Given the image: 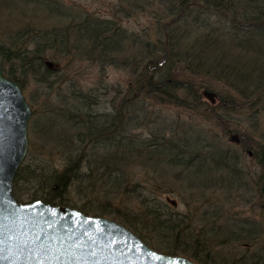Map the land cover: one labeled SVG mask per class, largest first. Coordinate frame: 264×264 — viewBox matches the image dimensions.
<instances>
[{"label": "trees", "instance_id": "16d2710c", "mask_svg": "<svg viewBox=\"0 0 264 264\" xmlns=\"http://www.w3.org/2000/svg\"><path fill=\"white\" fill-rule=\"evenodd\" d=\"M31 2L39 3L0 0V5L16 8L17 3ZM42 5L68 16L59 6ZM136 10L154 17L152 25L140 35L129 33L116 18L77 16L79 20L72 18L65 26L50 29L26 23L6 42H0L3 74L18 83L22 91L29 82L38 86L27 100L32 109L29 145L13 180L15 198L20 203L40 199L109 217L151 248L198 264H264V228L231 215L227 206L235 196L232 192H239L230 187L235 181L230 176H241L234 161L241 153L236 151L251 149L259 162L264 157L261 141L239 137V147L231 155L214 141L203 144L201 130L188 126L177 130L164 122L156 126L153 120L136 125L149 129L155 124L149 129L150 139L136 141L119 136L113 128L122 122L123 113L117 111L112 120H102L100 114L91 112L101 102L97 95L91 88L84 91L77 87L76 80L66 75L70 66L73 69L75 62L83 60L102 67L119 65L131 76L124 91L116 90L123 93L119 105L154 101L196 109L206 100L208 117L229 134L228 119L215 113V107L222 111L245 106L264 108V0H120L114 8L115 14L124 17ZM63 60L66 65L59 70ZM61 88L64 90L56 97ZM204 89L217 94L215 103L202 95ZM63 122L74 131L64 134L67 136L58 133L59 139H45ZM62 144L68 151H61L64 162L56 163L49 155ZM35 151L44 156L33 155ZM158 156H164L161 161L166 168L157 167ZM208 160L213 169L206 168ZM170 166L180 167L176 175L182 176L186 187L200 193L229 182L226 202L203 206L207 201H202V205L195 204L197 207L187 203L185 212H172L169 204L154 195L162 186L155 177L167 173ZM220 168L228 170L226 180L223 174H217ZM210 169L216 174L204 175L197 186L187 179L189 174ZM137 173L138 180L130 182ZM72 192L86 200H71ZM129 201L137 205H124ZM259 207L264 209V204ZM231 243L248 246L223 255L221 250Z\"/></svg>", "mask_w": 264, "mask_h": 264}, {"label": "rangeland", "instance_id": "374dc122", "mask_svg": "<svg viewBox=\"0 0 264 264\" xmlns=\"http://www.w3.org/2000/svg\"><path fill=\"white\" fill-rule=\"evenodd\" d=\"M35 1H38V4L40 5L35 4L36 2H31L28 5L17 3L16 8L12 6H4L2 4L0 5V42H6L9 35L15 34L16 31L26 23H29V25L36 28L50 29L56 28L58 26L63 27L67 23H69L68 21H71L72 18H75L77 16H91L103 19L116 18L118 23L123 28L127 29L129 33H133L136 35H140V33H142L145 28L150 27L152 25V22L154 21V17L146 11L140 12L136 10L129 17H124L121 14H115L114 8L120 2V0ZM47 3L50 6H59L58 8L61 10V12L68 14V16H60L57 14V11L55 9H47L44 5H42ZM75 19L79 20V18ZM123 54L128 55V53ZM65 65V60H63L62 63L58 64L57 68L59 70L63 69ZM51 66L53 67V65ZM72 67L73 69L71 68V66L70 68L68 67L69 70L66 72L67 77L75 79L77 87L83 89L84 91L91 88L92 93L94 95H97V98L101 101L99 104L93 107V109L91 110L92 113L100 114L102 120H112V116L117 111L123 113L124 117L122 122H120L115 128H113L115 130V134H119V136L125 135L124 137H131L133 140L136 139V141L150 139L151 136H149V129H154L155 124L151 125L149 129L146 126L138 127L136 125L140 122L145 123L146 120H153L156 122V126H161L164 122L165 125H172L177 130H179L182 126H188L189 128L201 130L203 135H205L201 138L203 144L207 145L209 141H214L215 144L220 146L222 149H227V153L231 155L235 154L234 152L237 150L239 145H237L235 142L228 141L229 135L237 134L242 140L250 142L261 141V143L264 144L263 107L256 108L255 106H253L252 108H249L245 106V108L242 109L240 107H236V109L229 111H222L220 107H215V113H219L221 115L224 114V116L228 119L227 123L230 127V132L228 134V132H224L218 121H215L208 117V112L206 111L209 110V106L207 104L208 102L204 99L203 100L205 101V103L196 109L170 104H156L154 103V101L146 103L139 102L137 104H133L132 106L126 105V103L119 105L118 98L122 96L123 93L117 94L116 90L124 91L127 88V83H129V80L131 79L130 71L122 68L119 65H106L102 67L98 64H94L84 60L75 62ZM69 81L70 80H67L66 82ZM36 87L38 86L34 82L28 83L26 91H23L27 100L31 97V94L32 97L35 95L34 92ZM62 87L65 88V86ZM41 90L43 89L41 88ZM63 90V88L59 89L57 91L56 97H59ZM54 92L52 93L53 95L51 94V96H54ZM210 115H212V113H210ZM53 131L55 136L53 133H47L46 136L48 137L45 139H59L64 134L67 133L68 135V133H72L74 130H71V128L68 127V124L63 122L57 124ZM64 147L65 145L62 144L59 147L54 148L52 153L49 155L52 156V160L56 163L64 162V160L62 161L60 159L64 154L61 153V151H68H66V148ZM248 150L252 152L251 149ZM33 155L44 156L43 153L38 151H35ZM162 158H164V156H158L155 162L157 163V167H165L166 164L165 162L161 161ZM160 161L161 163H159ZM234 161L236 168L240 170L239 173L241 174V176L236 173H233L230 176L235 180L233 183H230V187L239 191L237 193L232 192V195L235 194V196L232 197V202H229L227 204L230 213L231 215L235 214V216H237L238 218H245L251 222L254 221L255 226L256 224H259L262 228H264V209H261L259 207L260 205L264 204V157L258 162L254 157L252 158L251 156L247 155L246 151H242L241 157L235 159ZM209 167H212V163H210V160L207 161L206 168ZM211 169L209 171H200L197 174H189L187 179L194 182L197 186L199 185L197 183L201 182V179H203L204 175H211L214 173L216 174V172H218L217 174H223V179L226 180L228 170H226L225 168H220V170L214 172ZM179 170L180 167L170 166L166 170L168 171L167 173L163 174L160 177H155L158 186L160 184L162 186H160L161 191L155 192L154 195L157 199H160L159 201H165L167 204H169L172 207L170 209L172 212H185L187 209L185 204L187 203L192 206H196V203L201 204L202 201H207L203 205L206 206L209 203L212 205L218 202H226V185H229V182L223 183L224 185L220 184L219 186H213L211 189L206 188L203 193L192 189L196 192L193 193V191L190 190L189 187H186V185L184 184L186 182L183 183L181 181L182 176L178 177L176 175V172ZM138 177L139 176L137 173L134 177H132L133 179L130 180V182L138 180ZM238 181L239 184L236 185ZM210 184H212V182ZM261 189L262 192L259 193ZM191 191L192 194H190ZM237 195H240V197H238ZM166 197H168L169 200H167ZM70 198L73 201H79L80 199H82L80 202L86 200L83 195L76 194L74 192L70 194ZM246 199H251L252 202L248 203ZM172 200L176 203V205H173L171 203ZM255 202L256 205H254ZM120 204L121 203H116V205ZM124 205L130 208H134L137 205V202L129 201ZM246 226H250V224ZM239 244L240 245H238V243H231V245L225 246V248L221 250L222 254L225 255L227 253H231L232 251L241 252L244 250V246H248V244L246 243Z\"/></svg>", "mask_w": 264, "mask_h": 264}, {"label": "water", "instance_id": "95a60500", "mask_svg": "<svg viewBox=\"0 0 264 264\" xmlns=\"http://www.w3.org/2000/svg\"><path fill=\"white\" fill-rule=\"evenodd\" d=\"M202 95L210 103L217 98L207 89ZM31 117L21 87L0 65V264H198L151 248L108 217L40 199L18 202L13 180L28 151Z\"/></svg>", "mask_w": 264, "mask_h": 264}, {"label": "flooded vegetation", "instance_id": "af4514ba", "mask_svg": "<svg viewBox=\"0 0 264 264\" xmlns=\"http://www.w3.org/2000/svg\"><path fill=\"white\" fill-rule=\"evenodd\" d=\"M229 136H230V135H229ZM236 144L239 145V144H240V141H238V143H236ZM242 151H243V152L246 151V152H247V155H249V156H251V157L253 158V152H250L249 150H237L236 152H238V153H242ZM166 199L169 200L168 197H166ZM173 205H176V203H174Z\"/></svg>", "mask_w": 264, "mask_h": 264}, {"label": "bare ground", "instance_id": "6f19581e", "mask_svg": "<svg viewBox=\"0 0 264 264\" xmlns=\"http://www.w3.org/2000/svg\"><path fill=\"white\" fill-rule=\"evenodd\" d=\"M236 143H238V142H236Z\"/></svg>", "mask_w": 264, "mask_h": 264}]
</instances>
